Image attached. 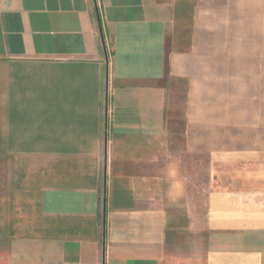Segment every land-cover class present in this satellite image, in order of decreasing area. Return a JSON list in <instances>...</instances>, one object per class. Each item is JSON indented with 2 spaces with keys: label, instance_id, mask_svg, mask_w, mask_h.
I'll list each match as a JSON object with an SVG mask.
<instances>
[{
  "label": "crops",
  "instance_id": "obj_1",
  "mask_svg": "<svg viewBox=\"0 0 264 264\" xmlns=\"http://www.w3.org/2000/svg\"><path fill=\"white\" fill-rule=\"evenodd\" d=\"M231 3L0 0V264H171L181 231L202 264H264L257 194L208 193L194 229L179 171L219 152L214 10Z\"/></svg>",
  "mask_w": 264,
  "mask_h": 264
},
{
  "label": "rangeland",
  "instance_id": "obj_2",
  "mask_svg": "<svg viewBox=\"0 0 264 264\" xmlns=\"http://www.w3.org/2000/svg\"><path fill=\"white\" fill-rule=\"evenodd\" d=\"M226 1H232V7L210 10V16L214 10L224 18V57L219 72L210 73L206 127L209 140L218 139L212 145L219 152L213 157L182 155L186 168L179 169L187 178L194 229L204 221L208 193L257 194L264 205V0ZM180 100L176 121L169 123L179 130L184 107ZM177 247L171 264H202L203 248L196 231L179 232Z\"/></svg>",
  "mask_w": 264,
  "mask_h": 264
},
{
  "label": "water",
  "instance_id": "obj_3",
  "mask_svg": "<svg viewBox=\"0 0 264 264\" xmlns=\"http://www.w3.org/2000/svg\"><path fill=\"white\" fill-rule=\"evenodd\" d=\"M96 12V17H97V21H98V25L100 26V19H99V14H98V10L95 9ZM106 61H107V57H106ZM107 89H108V83H107V72H106V82H105V113L107 112ZM106 117H105V128L107 126V121H106Z\"/></svg>",
  "mask_w": 264,
  "mask_h": 264
}]
</instances>
